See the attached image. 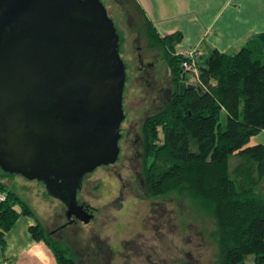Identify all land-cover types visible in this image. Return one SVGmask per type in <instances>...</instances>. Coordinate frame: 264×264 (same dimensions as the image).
<instances>
[{
    "label": "trees",
    "instance_id": "trees-1",
    "mask_svg": "<svg viewBox=\"0 0 264 264\" xmlns=\"http://www.w3.org/2000/svg\"><path fill=\"white\" fill-rule=\"evenodd\" d=\"M130 2L176 88L162 110L142 123L144 194L185 198L212 221V264H246L249 254L252 264H264V146L247 145L264 129V33L253 35L233 53L213 49L200 55L194 70H184L175 49L180 33L158 35L139 6ZM220 111L225 113L223 127ZM0 196L2 247L18 215L32 209L1 182ZM29 231L50 250L55 264H76L72 250L41 223Z\"/></svg>",
    "mask_w": 264,
    "mask_h": 264
},
{
    "label": "water",
    "instance_id": "water-1",
    "mask_svg": "<svg viewBox=\"0 0 264 264\" xmlns=\"http://www.w3.org/2000/svg\"><path fill=\"white\" fill-rule=\"evenodd\" d=\"M124 81L100 0H0V170L88 223L76 192L117 159Z\"/></svg>",
    "mask_w": 264,
    "mask_h": 264
},
{
    "label": "rangeland",
    "instance_id": "rangeland-1",
    "mask_svg": "<svg viewBox=\"0 0 264 264\" xmlns=\"http://www.w3.org/2000/svg\"><path fill=\"white\" fill-rule=\"evenodd\" d=\"M100 1L119 34L118 53L126 65L122 91L124 118L119 126L116 161L86 174L76 192L78 202L93 207L91 220L86 224L75 221L58 232L61 239L55 237L50 230L55 221H64L63 206L46 194L43 185L19 175L7 177L1 173L0 182L33 209L50 236L72 250L76 264H212L216 253L210 236L212 221L185 198L174 194L149 198L143 192L141 148L130 130L138 134L141 120L151 113L148 104L154 91L148 92L147 88L153 83L152 70L138 69L137 54H141L145 63L159 58V52L143 50L141 22L130 0H118L120 4L116 0ZM136 46H141V51ZM159 62L154 64L155 78H161L165 70ZM161 85V90L167 92L168 85ZM219 123L225 125L222 111ZM260 191L264 193V181ZM38 212H42L41 216ZM251 256H247L246 264H252Z\"/></svg>",
    "mask_w": 264,
    "mask_h": 264
},
{
    "label": "crops",
    "instance_id": "crops-1",
    "mask_svg": "<svg viewBox=\"0 0 264 264\" xmlns=\"http://www.w3.org/2000/svg\"><path fill=\"white\" fill-rule=\"evenodd\" d=\"M133 1L158 35L178 31L175 49H194L201 57L213 49L233 53L253 35L264 33V0ZM255 144L264 146V129L247 143ZM39 219L33 209L31 214L18 215L4 235L0 264H55L50 250L29 231L37 221L41 223Z\"/></svg>",
    "mask_w": 264,
    "mask_h": 264
},
{
    "label": "flooded vegetation",
    "instance_id": "flooded-vegetation-1",
    "mask_svg": "<svg viewBox=\"0 0 264 264\" xmlns=\"http://www.w3.org/2000/svg\"><path fill=\"white\" fill-rule=\"evenodd\" d=\"M116 1L118 3L120 2L118 0H116ZM135 12H136V10H135ZM139 27L141 29V35H142V38L144 40L143 50L145 52H151V51H158L159 52V58L154 59L152 62H149L148 61V62H145V63H144V60L141 59V54H139V53L137 54V58H138V69L140 70V69H144L142 67H148L149 70H152L151 77L153 78V83L152 84H149L147 88H148V92L154 91L152 93V98L150 100V103L148 104V108H151L152 109L151 110V113L149 115L145 116L141 120L140 125H139V129H138L139 130L138 134L135 133L132 129L130 130V132L132 133V135L134 137L135 142H138V144H139V146L141 148L142 147V123H143V120L146 119L147 117H149L151 115H154L155 113L161 111L163 105L165 103L169 102L172 94L176 93V88L174 87L171 78L166 73V70H164V73L161 75V78H155V76L157 74V71L155 73L154 70H153L154 64L157 63V62H159V61H160L159 63H163V60H162V57H161V51L159 50V48L157 46H154L153 43L149 41V39L146 38L145 32H144V28L142 27V24L141 23L139 24ZM141 49H142L141 46H136V50H138V51L140 50L141 51ZM152 57L153 58H156L155 56H152ZM145 72H147V71H145ZM146 76H144V77H146ZM146 83H147V80H146ZM162 83H166L168 85L167 92H164L163 90H161L162 89V87H161L162 86L161 85ZM159 100H161V104L160 105L157 104V101H159ZM119 134H120V137H121V133L120 132H119ZM128 134H129V132L127 133V135ZM141 159H142V149H141ZM89 173H86V174H89ZM86 174H84L83 177ZM83 177H82V180H83ZM82 180H81V184H82ZM89 181H93V180H90L89 179ZM80 188H81V185H80ZM76 201H77V204L81 205L82 208L84 210H86V212H88V213H90L92 215L91 212L93 211V207H91L90 205L86 204L83 201L78 202L77 198H76ZM57 203H59V204H61L63 206L62 214H63L64 221L63 222L55 221L56 224H55L54 228L50 230V234L51 235L53 234L54 236L56 235L58 238L61 239V235L58 232H60L62 229L66 228L67 226L71 225L72 223H74L75 221H78V220L73 215H71L70 218H66V216H65V206L60 201H58V200H57ZM91 218H92V216H91ZM91 218H90V220H91ZM57 222H59V223H57ZM78 222H80V221H78Z\"/></svg>",
    "mask_w": 264,
    "mask_h": 264
},
{
    "label": "built area",
    "instance_id": "built-area-1",
    "mask_svg": "<svg viewBox=\"0 0 264 264\" xmlns=\"http://www.w3.org/2000/svg\"><path fill=\"white\" fill-rule=\"evenodd\" d=\"M178 52L181 56V67L184 70H194L196 67V62L200 58V54L194 49H182L178 50ZM0 200H3V197L0 196Z\"/></svg>",
    "mask_w": 264,
    "mask_h": 264
}]
</instances>
